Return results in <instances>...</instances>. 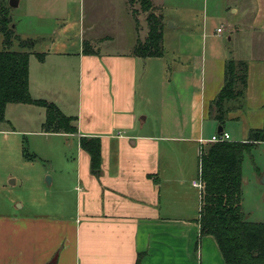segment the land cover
Segmentation results:
<instances>
[{
	"label": "crops",
	"instance_id": "0c3cea01",
	"mask_svg": "<svg viewBox=\"0 0 264 264\" xmlns=\"http://www.w3.org/2000/svg\"><path fill=\"white\" fill-rule=\"evenodd\" d=\"M2 1L10 7L16 33L36 41L29 57L32 97L75 117L78 130L47 132L46 107L7 105L5 123L15 118H9L12 111L40 107L45 111L41 132L63 139V148L51 152L59 166L47 188L62 197L53 202L54 211L33 204L27 212H0V264H226L216 238L201 235L202 195L193 181L201 150L212 142L215 129L220 133L210 103L224 84L227 61L249 64L242 107L227 121L241 119L253 64L260 69L263 110L264 0L225 4L240 21L226 19L228 26L213 33L205 11L191 0L173 5L172 13L167 0H152L165 21L164 54L154 57L134 54L148 27L138 26L130 0H17L15 6ZM15 11L23 22L19 31ZM244 30L251 38L248 56L238 46L209 40L231 32V44ZM23 118L26 125L32 122L31 114ZM4 122L1 133L17 132ZM83 136L101 138L98 175L81 147ZM20 155L30 162L25 151Z\"/></svg>",
	"mask_w": 264,
	"mask_h": 264
},
{
	"label": "trees",
	"instance_id": "16d2710c",
	"mask_svg": "<svg viewBox=\"0 0 264 264\" xmlns=\"http://www.w3.org/2000/svg\"><path fill=\"white\" fill-rule=\"evenodd\" d=\"M132 13L140 27L139 12L144 11L148 34L138 38L134 54L140 57L164 54V16L156 12L152 0H130ZM139 4L140 8L135 7ZM0 31L3 48L0 50V123L5 121L9 103H30L46 107L44 130L47 132L75 133V117L65 114L55 103L34 99L29 89V57L36 41L21 38L15 31L10 7L0 0ZM19 42L21 49L13 48ZM87 45L85 50H89ZM41 59L44 55L38 54ZM249 64L231 59L225 65V80L216 98L210 103V112L223 127L230 113L242 107L248 88ZM264 110V103L262 105ZM223 132V130L221 131ZM220 132V133H221ZM264 141V123L251 128L242 141L211 142L202 153V204L199 216L201 235H213L226 264H264V222L250 220L243 209L244 154ZM81 147L91 157V171L101 170V138L83 136ZM27 158L32 157L26 154Z\"/></svg>",
	"mask_w": 264,
	"mask_h": 264
},
{
	"label": "rangeland",
	"instance_id": "374dc122",
	"mask_svg": "<svg viewBox=\"0 0 264 264\" xmlns=\"http://www.w3.org/2000/svg\"><path fill=\"white\" fill-rule=\"evenodd\" d=\"M167 1V12L169 13H172L173 5L178 2H185V0ZM233 1L238 2V0ZM191 2L196 4L201 12L202 10L205 11L209 33L215 31L218 26H228L226 19H231L234 22L240 21V17L232 14V10H225V4L231 5L232 0H191ZM130 6H132L131 2ZM135 7L139 9L140 5L136 3ZM146 15L147 13L144 11L139 12L138 17L143 24H147ZM13 17L14 22L19 24V31L23 22L18 11L14 12ZM244 21L245 27L246 25L248 27V17H245ZM228 34L231 35V32H225L218 37L212 36L209 40H217L220 43L231 45L233 46L232 49L238 46L241 53L248 56L251 48V38L248 30H244L240 36H236L231 44L228 42ZM261 34L264 36V29L261 30ZM2 36L0 33V49H2ZM18 47L19 42H15L14 49H19ZM71 47L72 49L77 48V43L72 44ZM251 74L253 83L249 99L246 101L244 110L241 111V119L229 120L225 124L224 132L230 134L231 141H242L248 136L251 128L262 127L264 123L263 110L258 103L259 97H261V94H259L261 85L259 87L260 69L257 64L252 65ZM26 108H28L26 112L18 110L9 113V118H11L10 115L15 117L10 120L17 130L16 133L3 134L0 132V212H27L31 210L33 204L36 205L35 209L54 211L56 207L54 203L58 204L62 197V194L56 191L47 192V188H49L47 177H52L51 172L59 166L58 161L53 162L51 160L54 155L51 152L54 149L61 150L63 148V139L41 132L40 120L45 112L42 108L31 105ZM27 114H31L32 122L26 125L23 117ZM11 123L4 122V126L11 127ZM214 134H218L216 129ZM52 145L53 148H51ZM23 151L32 156L29 158L30 162L24 161L20 155ZM202 153L203 150H201L200 156H202ZM68 169H72V159ZM47 170L49 174L44 175ZM259 170L264 175V142L246 152L242 164L243 209L250 220L264 222V183L262 182L263 175L260 177L258 173ZM17 177L19 179L13 182ZM41 184H46L47 187L42 188Z\"/></svg>",
	"mask_w": 264,
	"mask_h": 264
},
{
	"label": "built area",
	"instance_id": "2783aa9c",
	"mask_svg": "<svg viewBox=\"0 0 264 264\" xmlns=\"http://www.w3.org/2000/svg\"><path fill=\"white\" fill-rule=\"evenodd\" d=\"M218 31L220 32L221 28H219ZM230 138H231L230 134L223 131L221 133L214 134L211 137L210 141H212V142L226 141V140H230ZM201 174H202V156H200V160H199L198 178L193 181V185L201 191V195H202V192L204 190L205 185H204V182L202 180Z\"/></svg>",
	"mask_w": 264,
	"mask_h": 264
},
{
	"label": "water",
	"instance_id": "95a60500",
	"mask_svg": "<svg viewBox=\"0 0 264 264\" xmlns=\"http://www.w3.org/2000/svg\"><path fill=\"white\" fill-rule=\"evenodd\" d=\"M10 5H11V6H15V5H17V0H10ZM168 24L171 25V22L168 23ZM222 130H223V127H222V126H219V131L221 132ZM47 180H48V183H50V182H51V177L48 176V177H47ZM262 182L264 183V176H263V178H262Z\"/></svg>",
	"mask_w": 264,
	"mask_h": 264
}]
</instances>
